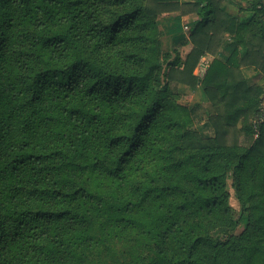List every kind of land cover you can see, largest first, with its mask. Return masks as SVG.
Listing matches in <instances>:
<instances>
[{
    "label": "trees",
    "instance_id": "trees-1",
    "mask_svg": "<svg viewBox=\"0 0 264 264\" xmlns=\"http://www.w3.org/2000/svg\"><path fill=\"white\" fill-rule=\"evenodd\" d=\"M222 2L0 0V264H264V91L216 57L246 26ZM174 11L200 19L166 49ZM172 82L203 86L213 136Z\"/></svg>",
    "mask_w": 264,
    "mask_h": 264
},
{
    "label": "crops",
    "instance_id": "crops-1",
    "mask_svg": "<svg viewBox=\"0 0 264 264\" xmlns=\"http://www.w3.org/2000/svg\"><path fill=\"white\" fill-rule=\"evenodd\" d=\"M182 1L191 2L195 0H182ZM262 3H264V1L262 0H223V2L220 5L221 11L226 15H230L234 17L237 23L246 26L242 28L238 34H236V32L224 33L222 44L220 46V49L216 57L220 61L226 62L233 54L234 50L237 49L239 51V56L235 58V61L241 62L242 66L240 70L246 79L247 85L259 86L264 91V72L261 71L256 66H254L252 63H250L255 60L256 56H248V57L242 56V54H244L247 50L246 41L248 40L251 33H253L250 29L253 28L254 26L258 27L259 22L264 24L262 22L264 21V10L262 8ZM169 16H164V17H169ZM173 16L176 21L177 27H172L170 29L171 32L170 36L172 42L174 41L176 43L178 39L177 30L186 25L188 26V30H189L191 25L200 19V16L196 12H192L188 14L173 13L171 17ZM247 25L250 26L248 27ZM178 26L180 28H178ZM261 32H264V30H261ZM190 48H191V44L185 46L186 49L185 53H187L190 50ZM261 53L262 55H264V47H263V52ZM202 59L203 60L198 66L197 71L198 73L203 75L206 72L211 60L213 59V55L208 54L204 56ZM178 87L181 92H186L188 94V98H189L188 106L191 109H196V107H198L200 104L202 103L205 104L209 102L208 97L204 92L203 86H199L198 88H192L184 84H179ZM197 128L199 129L201 134L205 137H210L214 135V129L211 126L210 122H208V120H206L203 123V128L206 131L213 130V134L206 133L201 127L200 128L197 127Z\"/></svg>",
    "mask_w": 264,
    "mask_h": 264
},
{
    "label": "rangeland",
    "instance_id": "rangeland-1",
    "mask_svg": "<svg viewBox=\"0 0 264 264\" xmlns=\"http://www.w3.org/2000/svg\"><path fill=\"white\" fill-rule=\"evenodd\" d=\"M173 13H181V11H174L171 14L160 15L159 16V24L162 27V29L164 30V32L166 31L165 32L166 34H164V38H163L164 39V45H165L166 49H170L176 44L174 41L172 42V39H171V36H170V33H171L170 29L172 27H177L176 21L174 19V16L171 17V15ZM164 16H169V17H164ZM178 28H180V27L178 26ZM188 31L189 30H188V26L187 25L184 26V27H181L180 29L177 30V33H178L177 34V36H178L177 43L179 42V39H181V37H182L181 35L186 36ZM179 47H180L183 55H185L186 54L185 53V51H186L185 47L184 46H179ZM171 84H172V88H173L174 92L179 95V101L181 103H183V104H187L188 105V103H189L188 102V100H189L188 94L186 92H181L179 90V87H178L179 84L178 83L172 82ZM213 110L214 109H213V107H212L210 102H207L205 104L202 103L198 107H196V109H195V111H196V113H195L196 114V116H195L196 126L199 127V128L201 127L204 130L203 123L206 120H208V122H209L208 118H209V115L214 112ZM204 131L206 133L213 134V130L212 131L211 130L210 131L204 130ZM214 134H215V130H214ZM241 141H244L243 132H242V136H241ZM230 184H231V180H230ZM230 194H231L230 202H231V204L234 207L235 213L237 212V214H238L240 212V210H241V205H240V203L237 201V199L234 196V187L233 186L230 187ZM240 230H241V228L238 229V232Z\"/></svg>",
    "mask_w": 264,
    "mask_h": 264
},
{
    "label": "built area",
    "instance_id": "built-area-1",
    "mask_svg": "<svg viewBox=\"0 0 264 264\" xmlns=\"http://www.w3.org/2000/svg\"><path fill=\"white\" fill-rule=\"evenodd\" d=\"M252 124L255 130V135L257 136L260 132L261 125L264 124V97L260 103L258 112L252 120Z\"/></svg>",
    "mask_w": 264,
    "mask_h": 264
}]
</instances>
